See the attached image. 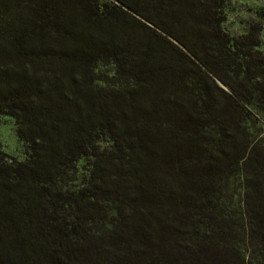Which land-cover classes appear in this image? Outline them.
<instances>
[{
    "label": "trees",
    "instance_id": "1",
    "mask_svg": "<svg viewBox=\"0 0 264 264\" xmlns=\"http://www.w3.org/2000/svg\"><path fill=\"white\" fill-rule=\"evenodd\" d=\"M226 1L0 0V264H264L263 26Z\"/></svg>",
    "mask_w": 264,
    "mask_h": 264
},
{
    "label": "rangeland",
    "instance_id": "2",
    "mask_svg": "<svg viewBox=\"0 0 264 264\" xmlns=\"http://www.w3.org/2000/svg\"><path fill=\"white\" fill-rule=\"evenodd\" d=\"M227 20L225 27L232 35H241L248 31L252 22H260L263 26L261 50L264 51V0H227ZM0 146L12 157H25L26 145L19 138L14 118L8 115L0 116ZM80 179L78 183L84 184L86 169L81 162Z\"/></svg>",
    "mask_w": 264,
    "mask_h": 264
}]
</instances>
